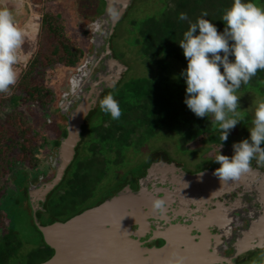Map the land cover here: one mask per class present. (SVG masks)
Segmentation results:
<instances>
[{
    "label": "trees",
    "instance_id": "1",
    "mask_svg": "<svg viewBox=\"0 0 264 264\" xmlns=\"http://www.w3.org/2000/svg\"><path fill=\"white\" fill-rule=\"evenodd\" d=\"M47 1V7H41V13L40 16H37L36 22L31 21L28 25L29 37L26 38L23 45L26 60L19 65V81L10 94L0 93V105L5 103L10 107L12 106L13 109H17L23 103L30 101L43 103L49 94L55 92L52 87L61 78L60 76L73 68L75 72H80L77 71V68L82 66L85 59L92 56L94 52L95 45L93 43L90 46L84 45L85 47L78 44V40L82 38L83 34L78 32L77 37L72 35L70 17L66 16V20L62 11L52 7L60 0ZM74 1L62 0L61 3L70 4L72 9ZM76 1H79L80 6L86 9L82 1ZM160 2L164 6L161 12L140 19L130 29V33H132L131 44L138 48L139 55L147 63L153 75L130 79L125 83L122 81L123 85L116 92L114 91L121 83L114 90H111V93L119 101L122 110L119 119H112L110 114H106L102 110H99L100 118L98 121H92L96 116L93 112L88 117L90 119L88 123L90 138L86 144L91 154L86 156L81 153L77 154L62 184V186L65 185L66 192L60 196L52 195L50 198L51 210L48 213L49 220L43 221V223L68 220L83 210L99 204L117 189H120L128 181V175L120 178L117 186L105 189L100 195H95L96 189L105 179L110 166L122 167L128 151L131 149L138 151L149 142V138H152L156 132L159 133L163 127H171L176 131L185 129L188 141L206 135V151L215 146H222L228 150V147L234 144L230 136H228L227 141L220 139L222 131L218 124L213 122L211 116L197 117L185 104L187 84L181 73L186 70L188 61L179 45L183 33L189 28V21L196 22L204 11L208 13V16L204 18L211 20L217 26L218 31L222 32L226 26L222 17L234 0H160ZM254 2L264 6V0H254ZM49 6L53 10H49ZM92 7L94 11H90L87 15L90 17L84 18L79 23L80 27L89 25L101 14L100 5L98 7L93 4ZM181 12L187 13L188 20L179 19ZM67 13L69 12L67 11ZM77 16L79 14L75 12L71 18ZM22 22L21 26H23ZM86 31L87 29H85ZM230 59H234V57H230ZM88 62L91 63L92 61ZM77 84L80 85V83ZM68 85L72 88L76 87L72 84L71 78L68 79ZM250 92L264 98V70H258L248 84L242 83L237 95L242 96ZM14 114L0 123V138L5 135L10 138L12 134L13 137L22 138L24 141L27 137V129H29L24 124L28 121H23V115L17 114V112L15 114L17 117L13 121L11 119ZM36 117L38 119L41 116L37 115ZM60 118L67 121L64 116ZM44 119V117L40 118V124L43 126L45 125ZM55 122L60 123L59 120ZM48 132L50 135L53 134L51 130ZM60 132L61 134H59ZM138 132L140 135L135 137L139 134ZM57 135L65 136L66 128H60ZM52 140L53 145L58 147L60 142L57 136ZM24 143L22 142V147L24 152H27V146ZM37 146L33 145L32 147L30 161L20 159L17 156L7 168L10 170L23 163L33 164L35 162L37 164L38 159L35 155ZM7 147L12 149L9 145ZM98 153L105 156L103 157ZM167 156L171 161L173 160L168 153ZM128 173L133 174L134 171ZM137 173L138 169H136L135 174ZM15 174L13 180L17 189L7 188V193L1 196L0 215L5 213L9 224L5 230L0 227V264H39L51 258L54 250L45 243L43 235L34 222L31 211L35 210L32 208L31 195L26 184L28 172L19 169ZM23 179H25L24 182H22ZM19 197L22 198L21 202ZM22 202L27 207L32 222L31 226L41 240L36 249L30 250L26 254L21 253L23 241L10 216V214H14L12 212L14 207L21 205ZM36 215L40 218L45 217L41 211H37Z\"/></svg>",
    "mask_w": 264,
    "mask_h": 264
},
{
    "label": "water",
    "instance_id": "2",
    "mask_svg": "<svg viewBox=\"0 0 264 264\" xmlns=\"http://www.w3.org/2000/svg\"><path fill=\"white\" fill-rule=\"evenodd\" d=\"M104 1L106 6L93 24V35L100 48L97 64L105 60L113 72L101 68L97 74L89 73L81 98L65 112L66 136L59 147L54 176L30 192L35 224L54 250L51 258L39 264H174L177 260L181 264H234L238 254L264 247V222L258 221L241 233L238 242L230 228H221L224 233L212 229L224 225L229 214L224 194L240 184L250 186L264 173L252 166L240 178L221 183L214 175L218 167L189 173L164 151L154 154L145 173L141 172L138 189L125 185L66 221L41 223L36 218L37 211L46 212L47 196L63 181L75 160L84 126L99 98L127 71L114 58L112 38L133 0ZM155 197L166 199L165 213L153 211ZM223 237H227L229 246ZM159 240L163 244L159 245ZM228 247L237 249L234 256L222 252Z\"/></svg>",
    "mask_w": 264,
    "mask_h": 264
},
{
    "label": "clouds",
    "instance_id": "3",
    "mask_svg": "<svg viewBox=\"0 0 264 264\" xmlns=\"http://www.w3.org/2000/svg\"><path fill=\"white\" fill-rule=\"evenodd\" d=\"M24 3L25 0H0V93L4 94H10L17 85L19 65L26 60L23 45L29 31L17 19ZM207 16L204 11L196 22L189 21V28L179 41L188 61L181 73L187 84L184 102L197 117L211 116L222 131L220 139L227 141L230 130L244 120L238 111V89L242 83L248 84L258 70H264V6L254 0H234L222 17L226 25L222 32L204 18ZM179 19L188 20L187 13L181 12ZM99 106L114 120L122 115L120 103L112 93L105 95ZM252 125L250 139L234 143L231 157L221 152L215 156L220 167L214 175L221 183L249 172L253 160L264 165V100L255 108ZM166 204V199L155 197L151 207L163 214Z\"/></svg>",
    "mask_w": 264,
    "mask_h": 264
},
{
    "label": "rangeland",
    "instance_id": "4",
    "mask_svg": "<svg viewBox=\"0 0 264 264\" xmlns=\"http://www.w3.org/2000/svg\"><path fill=\"white\" fill-rule=\"evenodd\" d=\"M61 1L62 0H60L59 3L53 5L52 7L62 11V13L65 14L66 20L67 17L68 18L70 17L71 20L69 21L71 24L70 28H71V32H73L72 35L74 37L78 36V32H81L83 34L82 38L78 40V44L83 45V47H85V46H90L93 43L95 47H98L96 46V42L98 40H96V37L93 39V24L99 16L89 25L85 27L79 26V23L83 21L84 18L90 17L87 16L90 13V11L91 12L94 11V8L92 7V5L95 4L94 0H80L85 4L86 9L80 6L79 1L77 2L76 0L74 1L72 9L70 7V4H65V3L62 4ZM46 2L48 1L25 0L22 13L17 17L19 23L21 24V21H23L22 25L23 26L27 25V27L31 23V21L32 22L34 21L35 23L38 18L37 16H40L41 7L42 6H44L45 8L47 7ZM9 6L14 7V5H12L11 3L9 4ZM163 7L164 6L160 2V0H135L133 6L128 10L125 17L119 23L116 30V35L114 36V38H112V46L117 59L122 64L126 65L129 69L127 72H125L124 80H123L124 83L130 79L153 75L149 67L147 66V63H145V61L142 60V57L139 55L138 48H136L134 45L131 44L132 33H130V29H132V26L135 22L149 15L158 14L159 12H161ZM48 8H50L49 10H53L50 6ZM67 11L69 13H67ZM75 12H78L79 16H77L76 18L74 17L72 19L71 17L75 14ZM85 29H87L86 32ZM95 47L93 54H95ZM88 61L90 60H87L86 58L82 66H79L77 68V71L80 72H75L74 68L71 69V71L68 70L66 73L60 76L61 78H59L58 81H56L53 84L52 88L55 89V92H57L56 94L58 96H62V101L66 97L68 98L66 91L68 92L70 91V89H72L69 88L68 79L71 78L72 84L77 85L76 77L77 76L79 77V74L82 73V70L84 71L83 68L86 69L88 68L89 65ZM48 81L50 80L48 79ZM46 83H51V82H46ZM122 83L118 86V88H116L114 92H116L119 89V87L123 85ZM58 86L59 88H62V92L61 91L59 92ZM109 91L108 93L112 92L111 90ZM50 97L51 95L49 94V96L45 99V101L47 102L50 99ZM262 100H264L263 97L253 92L240 96L239 98L240 108L238 109V111H240L241 114L244 116V120L238 122L235 128L230 130L228 134V136H230V139L232 140L233 143H238L243 139H250L249 128L253 126L252 120L254 118L255 108L257 104ZM44 111L46 110L43 109L42 103L39 102L30 101L27 103H23L17 109L16 108L13 109L12 106L10 107V105H6L5 103H1L0 105V123L5 121L8 116L10 117L13 113L16 114L17 112V114L21 113L23 115L22 116L23 121L25 122L28 121L24 125L26 127H29V129H27L28 133L26 134L27 136L26 140L24 141L22 138L13 137L12 134L10 138L7 135L0 138V203L2 200L1 198L2 194L7 193V188L8 189L13 188L15 190L17 189V186L14 184L13 178L16 175L15 173H17L19 169L21 170L24 169L31 175L37 172L41 174L44 171H47V174H49L50 172L49 154L50 151L52 150L53 145L50 142L49 136L47 135V130H44L40 125V118L43 117ZM15 114L14 117L11 119L13 121L14 118L17 117ZM37 115L38 116L40 115L41 117L37 119L36 117ZM99 115H100V111H99ZM99 115L95 117L97 119L96 121L99 120L100 118ZM48 121H50V123L52 122L53 125L58 126V124L55 122L56 119L53 121L51 119H48ZM183 131L180 130L176 131L171 127H163L159 133L158 132H156L155 134L153 133L154 135L152 138H149V142L146 145L142 146L138 151L132 149L128 151L126 161L123 163L124 165L122 167L110 166V168L108 169L109 174L102 181L100 187L96 189L95 195L98 194L100 195L103 193L105 189H109L111 187L117 186L119 183V179L125 175H128L129 178H131L132 175L136 173V169H140L139 166L142 163L144 164L146 160L148 161L151 155L155 154L153 152L156 150H157L156 153H158L160 150L161 151L164 150L169 154V156L175 162H179L183 164L184 167L189 171H196L198 167H203V169H205V168L214 167V165H218V163L215 162L214 158L217 153L223 152L225 148H223L222 146H215L214 148L208 151V154H206L205 153L207 150L205 148L207 144L205 142L207 138L206 135H201L196 140L188 141L186 137L187 132H185L186 131L185 129ZM138 133L139 134L137 136L135 135L134 136L138 137L140 135V132ZM22 142H25L24 144L27 146L26 147L27 152H24L22 147ZM7 145L11 146L12 149H9ZM33 145H38L35 151L36 158L38 159L37 161L38 165L35 164V162L33 164L23 163V164H18L17 166H15L13 169L10 170L7 168L9 163H11L12 160L15 161L17 156L20 159H26L30 161L29 157L31 156ZM233 145L234 144H232V146H229L228 150H234ZM86 154L87 152H85L84 156H86ZM98 154L103 157L105 156L104 154H100V153ZM135 161H138L137 166H134ZM122 170L124 171L123 173ZM130 171L131 172L134 171V173L131 175V173H128ZM53 176L54 174L52 175V177ZM24 181L25 179H23L22 182ZM19 201L20 202L22 201L21 197H19ZM26 208L27 207H25L24 203L22 202L21 205L14 207V210H12L14 214H10L12 223L14 226H16L17 232L19 233L20 238L23 241V247L21 250L22 254H26L27 252H30V250L36 249L41 242L39 235H37L36 231L31 226L32 222ZM8 224H9V220L7 219L5 213L4 215H0V227L5 230ZM248 257H249L248 260L244 264H264V253L257 254L254 257L251 256Z\"/></svg>",
    "mask_w": 264,
    "mask_h": 264
},
{
    "label": "flooded vegetation",
    "instance_id": "5",
    "mask_svg": "<svg viewBox=\"0 0 264 264\" xmlns=\"http://www.w3.org/2000/svg\"><path fill=\"white\" fill-rule=\"evenodd\" d=\"M134 1L135 0H133V4H134ZM94 2L96 4V6L99 7V5H100V9H101L100 11H102L101 12V14H102L103 11H104V8L106 6L105 1L104 0H94ZM116 30H117V28H116ZM115 33H116V31H115ZM94 38H95V36L93 35V39ZM96 40H98V39L96 38ZM96 46H98V47H95V54H92V56L87 57V60L92 61V63L91 64L89 63L87 69L83 68L84 71L82 70V73L79 75V77L77 76V83H80V85L77 84L76 88H72V86H70L69 88H72V89H70V91L66 92V94L68 95V98L66 97L62 101V96H58L56 94L57 92H54L53 94H51V97H50V99L47 102L45 101V102L42 103L43 109L46 110L43 113V117L45 118L43 123L45 125L44 126L41 125V124L40 125L42 126V128L44 130H47V135L49 136L50 142L52 143V145H53L52 138L55 139V137L57 136V139H59V142L61 144L62 139L66 136L65 135V136H61L60 137V135H57V133L60 131V128L62 129V128H66L67 127V121L66 120H61L60 117L61 116L65 117V112L69 111V109L71 107H73L79 101V99L81 98L82 91H83V89H84V87L86 85L85 79L88 76H90L89 73L92 72L93 73L92 75L97 74V73H99L101 71V68H103L107 72L108 71H112L113 72V69H112L111 65L107 61L102 59L103 61H101L100 65L97 64L99 62L98 59H100V57H98V56H100V54H99L100 48H99V42L98 41L96 42ZM112 48H113V46H112ZM113 55H114V58L117 59L114 51H113ZM128 70L129 69L127 67V71ZM85 74H86V76H85ZM124 75H125V73H123L122 80L118 84H116L113 88H111L110 90H114L123 81ZM60 91H62V88H59V92ZM105 95H107V91L104 93L103 96H101L99 98V100L97 102V105H96V107L93 110V113L96 116L99 115V113H98L99 112V107H100L99 106V101ZM53 118H55L56 121L57 120L60 121V123L58 124L59 126L53 125L52 122L49 123L50 121H48V119H51L53 121V120H55ZM96 120H97L96 118L92 119L93 122L96 121ZM89 121H90V119H88L86 124H85L84 131L82 133V141L77 147V154L81 153L82 155H85V152H87L86 155L91 154V152L88 150V147H87V144H86L87 140L90 138V127L88 125ZM49 130H51V132L53 133L52 135H50V133L48 132ZM61 132H62V130H61ZM61 132L59 134H61ZM42 144H40V145H42ZM60 144H59L58 147H55L53 145L52 150L50 151V154H49V168H50V172H49V174H47V171H44L42 174L39 173V172L34 173L32 175L28 173V180H27L26 184L28 185L27 189H28L29 193L31 191L37 189L38 187H40L41 184L46 183L50 179L53 178L52 175L55 173L56 165H57V162H58V159H59V147H60ZM206 148H207V146H206ZM156 152H157V150L154 151L153 153L156 154ZM165 153L167 155V152H165ZM205 153L208 154V151H206ZM77 154H76V157H77ZM218 154L219 153H217L216 155H218ZM221 154L228 155L229 157H231L234 154V150H225V151L221 152ZM153 156L154 155H151V157L149 158L148 161L146 160V162H144V164L142 163L140 165V169H138V173L137 174H134V175L131 174L132 175L131 178H129V176H128V181L126 183H124L122 185V187L125 186V185H129L133 190L138 189L139 178L141 176V172L144 171V173H145V170L148 167V164L151 163V160H152ZM156 160H159V159L156 158ZM172 161H174V160H172ZM137 163H138V161H135L134 162V166H137ZM176 163H178V162H176ZM252 166L254 168H256V169H259L262 173H264V165H259V164H257V162L255 160H253L252 161ZM71 167H72V165L68 168L63 181L57 187H55L49 193V195L47 196L46 204H45L46 212H42V213H44L43 216H45V217L44 218H42V217L40 218V217H38L35 214L36 218L39 221L43 222V221L49 220L48 213H50V210H51V207H50L51 206L50 205L51 204V201H50L51 199L50 198H52V195L60 196V195H64L65 194V192H66L65 189H64L65 185L62 186V184L64 183V180L67 177V175L69 173V169ZM183 167H184V165H183ZM215 167H220V165L219 164L218 165H214V167L205 168V169H213ZM184 169L187 172H189V173H193V172H197V171L202 170L203 167L197 168L196 171H189L185 167H184ZM123 172L124 171L122 170V173ZM108 174H109V172L107 173V175ZM263 180H264V176H259V177L255 178V179H253V181L251 182L250 186H248L246 184H240L237 187H235L232 191L227 192V193L224 194L225 198L222 197V199L226 200V206L230 209V211H229V214L227 216V219L225 220L226 224L224 223V225L221 224L220 226L215 225L214 227H212L213 232L220 233V232H223V229H221V228H225V229L230 228V230L233 233V235H232L233 239L238 242V240L240 238L239 235L241 233L249 230L251 227H253V225L258 223V221L264 222V200H263V198H264V183H263ZM102 181H101V183H102ZM61 191H62V193H61ZM31 212H33V211H31ZM64 221H66V220H64ZM34 222H35V219H34ZM224 232H225V230H224ZM226 238L227 237H223V240L227 241ZM257 242H259V238H257ZM158 243H159V245H161V244H163V241L159 240ZM225 245L229 246V242L227 241ZM235 250H237V249L232 248V247H228V248L222 249V252L225 255H227V256H234L235 255ZM260 253H264V247H255V248L246 250L245 252H242V253L238 254V256L234 257V264H244L248 260V258H249L248 256L254 257V256H256L257 254H260Z\"/></svg>",
    "mask_w": 264,
    "mask_h": 264
}]
</instances>
